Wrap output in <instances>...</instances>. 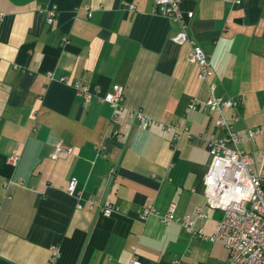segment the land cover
Returning a JSON list of instances; mask_svg holds the SVG:
<instances>
[{"label": "crops", "instance_id": "1", "mask_svg": "<svg viewBox=\"0 0 264 264\" xmlns=\"http://www.w3.org/2000/svg\"><path fill=\"white\" fill-rule=\"evenodd\" d=\"M38 6L56 7L54 26ZM181 9L194 12L190 32L211 58L217 93L241 102L235 131L264 125V0H182ZM0 13V264H127L134 254L141 264H225L221 242L140 218L147 202L161 213L174 202L179 215L202 206L207 218L197 226L213 234L223 214L203 195L206 139L222 131L207 111L186 110L207 84L189 44L171 41L177 22L156 14L153 0H0ZM74 81L101 96L123 86L119 121L99 97L85 103ZM131 110L157 123L143 129ZM173 122L192 137L168 130ZM59 142L74 152L53 158ZM241 147L264 169V140ZM71 177L80 198L65 190ZM103 198L119 210L77 208Z\"/></svg>", "mask_w": 264, "mask_h": 264}, {"label": "built area", "instance_id": "2", "mask_svg": "<svg viewBox=\"0 0 264 264\" xmlns=\"http://www.w3.org/2000/svg\"><path fill=\"white\" fill-rule=\"evenodd\" d=\"M232 5H238L242 0H223ZM154 12L177 22L178 27L171 34V41L178 45L188 43L190 52L188 60L198 67V78L207 84L205 98L194 97L187 104V112L207 111L213 124L222 131L221 135L209 134L206 144L209 154V163L203 179V195L206 205L210 208L220 209L223 214L217 222V229L213 234H206L197 222L207 218V213L202 206H197L194 215L177 214V205L172 202L167 210L161 213L153 202H147L140 210V218L147 219L157 215L165 225L179 223L184 230L196 237L219 241L229 252L225 264H264V169L257 170L252 155L245 151L241 144L245 141L254 144L258 138L264 140V125L249 128L244 135L237 133L234 125L241 119V102L239 99L225 97L217 93V84L213 81L214 69L210 56L203 50L197 40L191 35L190 21L194 17L193 11L184 12L181 9L182 0H153ZM129 7L134 8L133 4ZM89 9V6H86ZM40 12L45 14L49 26H54L57 19V9L54 6H38ZM91 16V13L88 12ZM3 14L0 13V20ZM69 42L63 36L61 43ZM61 81L70 83L69 78L61 76ZM73 85L77 94L85 103H90L96 97L109 104L114 113L113 122L119 121V114L125 111V90L123 86L113 85L111 90L99 95L97 88L91 89L80 81ZM130 116L139 121L143 129L157 123L140 110H131ZM168 130H179L188 138L192 137L188 125L179 126L176 123L166 125ZM118 135V132L115 131ZM105 147L99 146V153ZM74 148L62 143H57L52 152L53 158L65 154H72ZM19 157L13 154L8 161L16 165ZM115 167L109 170V177L115 173ZM69 195L80 198L78 180L71 177L65 188ZM78 209H88L101 215H110L119 210L118 205L111 199H93L86 203L79 202ZM135 251V247L132 248ZM53 255L59 256V249L52 247ZM127 264H141L140 259L134 254ZM172 264H180L174 260Z\"/></svg>", "mask_w": 264, "mask_h": 264}]
</instances>
